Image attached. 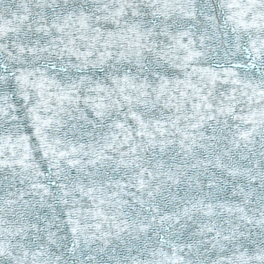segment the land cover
<instances>
[{
    "label": "snow or ice",
    "instance_id": "obj_1",
    "mask_svg": "<svg viewBox=\"0 0 264 264\" xmlns=\"http://www.w3.org/2000/svg\"><path fill=\"white\" fill-rule=\"evenodd\" d=\"M0 264H264V0H0Z\"/></svg>",
    "mask_w": 264,
    "mask_h": 264
}]
</instances>
